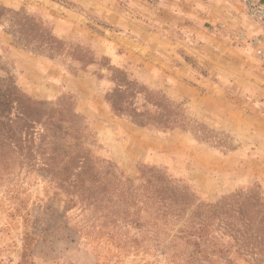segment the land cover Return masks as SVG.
Instances as JSON below:
<instances>
[{"label": "rangeland", "instance_id": "rangeland-1", "mask_svg": "<svg viewBox=\"0 0 264 264\" xmlns=\"http://www.w3.org/2000/svg\"><path fill=\"white\" fill-rule=\"evenodd\" d=\"M0 7V64L24 93L48 103L45 113H58L60 126L72 129L66 137L71 149H59L63 161L82 152L75 144L87 141V126L96 134L88 145L92 158L110 160L132 179L140 164L164 167L199 204L254 185L264 190V61L251 45L264 33L243 3L0 0ZM48 35L62 44L34 47ZM84 56L95 63L82 67ZM110 66L179 106L186 129L141 128L114 115L104 100L112 88ZM6 70L0 68L1 78ZM90 108L106 120L108 133L93 128L85 115ZM4 132L0 264H247L223 258L210 244L217 238L202 241L197 251L180 233L193 210L173 227L145 226L121 242L84 205L72 207L58 195L65 186L59 160L34 164L32 146H14Z\"/></svg>", "mask_w": 264, "mask_h": 264}, {"label": "trees", "instance_id": "trees-1", "mask_svg": "<svg viewBox=\"0 0 264 264\" xmlns=\"http://www.w3.org/2000/svg\"><path fill=\"white\" fill-rule=\"evenodd\" d=\"M4 10L0 7V14ZM47 38L46 43L36 42L34 47L62 44L52 40V36ZM81 61L86 67L96 59L84 56ZM0 68L6 70L5 65L0 64ZM108 70L112 88L104 100L114 115L141 128L186 129L183 111L163 93L150 91L122 69L110 66ZM47 105L24 93L9 71L6 70V78L0 77V132L5 131L4 139L14 146L19 142L32 146L29 149L34 154V164L56 165L60 161V177L65 186L58 195L65 194L70 206L84 205L98 223L117 231L121 242L125 233L138 234L145 226L157 230L173 227L193 210L180 233L186 232L184 238L194 243L197 251L202 241L208 243L217 238L220 241L210 244L220 247L218 252L223 258L233 255L247 264H264V190L260 185L237 190L215 204H199L195 194H190L188 187L173 179L164 167L140 164L138 176L132 179L110 160L92 158L88 145L95 144L96 134L87 126L82 130L87 141L75 144L82 152L75 153L72 159L66 155L67 160L63 161L59 149L63 145L71 149L66 137L72 129L60 126L63 121L55 120L58 113H45ZM188 196L192 199L186 203Z\"/></svg>", "mask_w": 264, "mask_h": 264}, {"label": "built area", "instance_id": "built-area-1", "mask_svg": "<svg viewBox=\"0 0 264 264\" xmlns=\"http://www.w3.org/2000/svg\"><path fill=\"white\" fill-rule=\"evenodd\" d=\"M233 1H239L244 4L247 13L249 16L259 24L261 30L264 33V0H233ZM255 41H251V45L253 48L256 49V54L258 58L262 61H264V48L263 43L260 40L263 39H252Z\"/></svg>", "mask_w": 264, "mask_h": 264}, {"label": "crops", "instance_id": "crops-1", "mask_svg": "<svg viewBox=\"0 0 264 264\" xmlns=\"http://www.w3.org/2000/svg\"><path fill=\"white\" fill-rule=\"evenodd\" d=\"M85 115L89 117L90 121L92 122V126L96 131L108 133V130H107L108 128L105 125L106 120H100L99 119V117H100L99 113L95 109L90 108V109L86 110ZM105 117H106L105 119H109L108 118L109 116L107 114H105ZM117 124L118 123H116V125ZM118 125H121V124H118ZM122 125H121L122 127L125 126L124 124H122ZM126 127L128 128V126H126ZM122 130H127V129L122 128ZM106 139H108V138H106ZM110 142L113 144L114 141L110 140Z\"/></svg>", "mask_w": 264, "mask_h": 264}]
</instances>
